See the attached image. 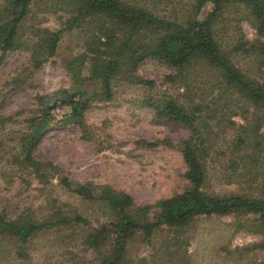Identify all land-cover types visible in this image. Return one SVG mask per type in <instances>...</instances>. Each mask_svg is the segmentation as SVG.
Segmentation results:
<instances>
[{
	"label": "rangeland",
	"instance_id": "rangeland-1",
	"mask_svg": "<svg viewBox=\"0 0 264 264\" xmlns=\"http://www.w3.org/2000/svg\"><path fill=\"white\" fill-rule=\"evenodd\" d=\"M119 1L181 26L202 19L211 8L207 1L198 10L196 0ZM219 2L212 35L224 61L264 88V59L246 49L264 47L249 1ZM81 4L31 0L13 47L0 50V217L41 224L80 216L87 224L66 222L25 242L0 225V264L112 263L120 253L113 233L118 210L100 199L102 191L129 196L133 204L125 212L131 221L152 220L157 202L192 188L181 154V143L191 137L201 153L200 190L206 196L264 200V109L201 56L178 71L152 57L129 62L137 46L166 31L130 27L108 14L82 18ZM54 33L59 40L51 53ZM107 37L115 39L108 44ZM98 60L117 62L112 75L104 70L110 76L109 100L101 78L91 79L88 72ZM82 85L87 104L76 115L63 100ZM156 99L199 108L205 124L199 136L156 118L147 105ZM64 181L72 190L88 186L93 200L81 198ZM261 232L259 215L248 212L199 215L182 226L162 225L149 236L127 231L119 264H264Z\"/></svg>",
	"mask_w": 264,
	"mask_h": 264
},
{
	"label": "trees",
	"instance_id": "trees-1",
	"mask_svg": "<svg viewBox=\"0 0 264 264\" xmlns=\"http://www.w3.org/2000/svg\"><path fill=\"white\" fill-rule=\"evenodd\" d=\"M207 1L211 4L208 14L202 19L192 21L185 26L156 19L145 12L124 5L119 0H82V4L78 7V14L82 18H86L94 13L108 14L130 27L150 25L158 33L160 30H165V34L153 37L146 45L137 46L136 52L132 51L127 60L138 64L148 57H152L154 60L165 63L178 71L185 68L189 64L190 59L195 55L201 56L208 60L221 73L227 84L242 93L254 105L264 109V88L242 78L237 71L225 62L219 47L213 39L212 28L222 8L219 0H196V8L200 10ZM248 1L253 20L259 32L264 34V0ZM30 3L31 0H4L3 17H0V50L6 51L13 47V39L17 28L25 17ZM4 16H8V19L3 22ZM69 28H72V26ZM52 36L54 38L50 46L51 53L54 52L59 40L58 34L54 33ZM112 38L115 39L114 37H107L108 44H110ZM242 46L245 47V44ZM246 49L256 51L264 59V47L257 48V46L251 44ZM122 52L118 53L117 57H120ZM116 69V61L107 60L106 62H100L98 60L97 64L88 71L91 74V79L95 76L101 78V90L107 100L110 99V76L105 77L104 70L112 75ZM82 87L84 86L82 85L77 88V92L73 96L69 95L66 100H63L69 106L71 105L76 115L87 104L86 100L82 101L86 92ZM147 103L154 110L156 118L180 123L188 128L194 137L196 135L198 137L201 128H204L205 124L203 119H201L200 110L197 107H190L185 104L180 105L173 100L165 99H156ZM45 110L48 111L49 106ZM43 129L42 125L36 128L30 138L31 145H33ZM193 139L191 137L181 143L182 159L186 167L184 178L190 183L192 188L182 194L157 202L154 206L156 209L155 217L152 220L146 216H142L147 222L137 224L135 221H131L125 212L126 208L133 204L129 196L115 194L110 189L102 191L100 199L105 200L112 209L118 210V213H116L118 222L113 226V233L115 234V245L119 248L120 253L110 264H119L129 240L127 231L140 230L145 236H149L162 225L171 227L182 226L199 215H227L237 212L258 214L261 222V234L264 236V200L248 199L239 196L209 198L200 190L205 181V174L201 164V153L194 141H192ZM63 183L69 190L74 191L81 198L93 200V192L88 186H77L72 190L67 181ZM72 221L87 224V221L80 216H75L72 220L65 219L55 223L48 222L41 224H23L18 221L6 222L0 217V225L3 226L4 231L19 237L23 242L44 229L64 225L66 222Z\"/></svg>",
	"mask_w": 264,
	"mask_h": 264
}]
</instances>
